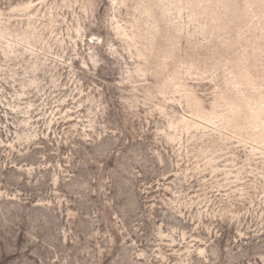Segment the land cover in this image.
<instances>
[{"label":"rangeland","instance_id":"1","mask_svg":"<svg viewBox=\"0 0 264 264\" xmlns=\"http://www.w3.org/2000/svg\"><path fill=\"white\" fill-rule=\"evenodd\" d=\"M0 264H264V0H0Z\"/></svg>","mask_w":264,"mask_h":264}]
</instances>
